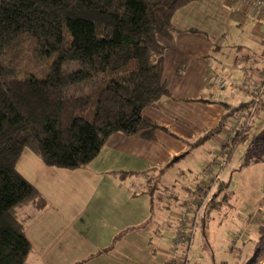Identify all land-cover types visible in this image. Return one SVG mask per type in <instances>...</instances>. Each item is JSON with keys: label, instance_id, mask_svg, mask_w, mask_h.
Here are the masks:
<instances>
[{"label": "crops", "instance_id": "0c3cea01", "mask_svg": "<svg viewBox=\"0 0 264 264\" xmlns=\"http://www.w3.org/2000/svg\"><path fill=\"white\" fill-rule=\"evenodd\" d=\"M172 23L174 38L164 41L167 50L163 73L170 96L145 108L144 114L174 135L158 130L156 138L148 140L116 132L87 166L77 169L49 166L30 148L23 149L17 170L45 202L41 209L38 201H32L18 210L32 245L26 264L173 263L178 215L192 206L195 188L185 187L181 199L174 197L168 202L153 185L154 174L159 175V181L171 175L173 169L179 174L182 170L177 163L224 131L226 121L236 116L222 99L227 96L234 100L237 91L242 95L252 93L242 81L252 76L251 67L256 62L250 44L264 48V18L236 0H196L178 8ZM243 51L247 59L240 58ZM227 62L238 67L235 81L219 66ZM217 74L226 79V84L213 81ZM227 85L230 91L225 92L222 88ZM242 115L237 116L232 129L225 131L222 148L240 131L238 142L247 137V132L241 130ZM216 128L213 134L207 133ZM233 157L231 152L222 169L223 189L213 188L215 201L200 217L189 264H264V204L257 207L255 201L249 210L252 213L247 214L230 203L235 194L230 183L239 167L226 171ZM223 206L230 207L233 217L237 213L242 216L240 226L244 222L248 225L235 238L234 247L230 239L235 230L219 233L215 222L207 219L210 214L215 218L221 215ZM256 217L263 218V222L250 225ZM203 254L208 258L201 259Z\"/></svg>", "mask_w": 264, "mask_h": 264}, {"label": "trees", "instance_id": "16d2710c", "mask_svg": "<svg viewBox=\"0 0 264 264\" xmlns=\"http://www.w3.org/2000/svg\"><path fill=\"white\" fill-rule=\"evenodd\" d=\"M193 1L0 0V264H26L32 245L18 210L32 201L45 206L17 170L25 147L49 166L77 169L116 132L148 140L158 130L173 134L144 109L170 96L164 41L174 38L176 10ZM30 57L37 72L26 68ZM210 185L198 184L193 196L222 188V179Z\"/></svg>", "mask_w": 264, "mask_h": 264}, {"label": "rangeland", "instance_id": "374dc122", "mask_svg": "<svg viewBox=\"0 0 264 264\" xmlns=\"http://www.w3.org/2000/svg\"><path fill=\"white\" fill-rule=\"evenodd\" d=\"M208 3V2H207ZM209 4V3H208ZM195 14V13H193ZM229 43V40H227ZM247 45V43H245ZM251 46V53L255 52L253 56L255 58V64L252 65L251 74H249V78L242 81L243 86L248 88L250 92L252 93H244L242 95V92L237 91L234 100L230 97L225 96L222 100L223 102H226L229 104L228 110L235 112V117L229 118L226 121L225 127H227L224 131L219 132L214 137L210 138L208 142H206L202 148H199L197 150H194L191 154L184 157L180 164L177 167H180L179 170H182L179 174L175 173L176 169H173L171 172V175H167L162 178V180H158L159 175L154 174V186H157L162 193L163 198H166L168 202H170V198L173 199L174 197L182 198L186 192L185 187L189 188H197V184H202L206 181H210L219 171V163H221L222 168L226 166L225 163H228L229 155L230 153H234V157L228 164V167H226V171H231V169L234 166H239L236 169V173H234L233 179H231L230 183V190L231 192H235L233 200H231V204L237 205L238 208H242L240 210H243L247 214L249 213V210L252 207V204L255 201H258L257 207H261L264 202V89L261 93V97L259 98V101L256 102L257 106L254 109V101L253 98L255 95L259 94V91L261 89L263 80H264V48H262L260 45L257 44H250ZM245 52L243 51L240 55V58L247 59L248 57L245 56ZM29 56V55H28ZM245 56V57H244ZM27 58V55H26ZM249 59L250 56H249ZM34 58L30 57V60L27 64V70L28 71H38L39 68L37 66H32L34 62ZM246 62H248L246 60ZM49 64V61L45 62L44 65L47 67ZM72 65V69L76 68L75 62H69V64H66L67 67ZM245 65H248L246 63ZM244 65V66H245ZM224 71H226L227 75H231L233 77V81L237 80V77L239 74L237 71V66H231L230 63L227 62V65H223L222 63L219 64ZM261 72L263 73V77H261ZM215 76V75H214ZM214 78V77H213ZM214 81V80H213ZM212 84V83H211ZM220 85V84H219ZM218 85V87H219ZM257 85V88L254 86ZM210 87H212L210 85ZM217 87V88H218ZM236 88H233L235 90ZM223 91L228 92L230 91V87L227 85L225 88H222ZM241 93V94H240ZM234 101V102H233ZM241 101L248 102L249 107L245 108L244 110L239 107V104H241ZM236 107V108H234ZM253 111L250 119H249V127L246 130L247 137L240 142L234 143L233 140L226 145L224 148H222L221 141L225 140L227 138V133L225 131L230 130L234 126V122H236L237 116L243 117L242 123H245L246 118H248V112ZM253 149L250 152L249 149ZM258 151H262L261 157L259 156ZM215 156V158H213ZM210 161V162H209ZM176 167V168H177ZM242 167V171L241 170ZM178 169V168H177ZM167 171L169 170L166 169ZM225 171V173H226ZM220 172V171H219ZM222 173V170H221ZM215 189V187H214ZM213 188L209 187L208 192L204 189H202L198 195H194V201L192 203L191 208V215H194V212L198 211V223L201 221V215L203 216V212H205V209L211 204L210 198L212 199L214 190ZM214 190V191H213ZM206 191V192H205ZM157 192H155V195L157 196ZM157 202L159 200H156ZM213 201V200H212ZM214 202V201H213ZM166 203V202H165ZM233 206V205H231ZM219 211V210H217ZM215 212V211H214ZM234 214L236 212H233ZM245 214V213H243ZM233 217L232 214H230V207L223 206L222 207V213L221 215H218L216 218L213 217L212 214L207 216V219L210 221L215 222V230H218L219 233L225 232L230 233V231H234L231 235L230 239V246H235V240L238 238L240 234L244 231V229L248 226L244 222L242 226H240V220L241 217L240 214H235ZM238 217V218H237ZM250 218V217H249ZM251 223V221H249ZM250 225H258L263 222V218L256 217V220H253ZM245 224V225H244ZM240 226V227H239ZM199 227H197L198 230ZM208 230L210 228L208 227ZM241 232V233H239ZM197 233V231H196ZM239 233V234H238ZM196 235V234H195ZM198 235V234H197ZM195 237V236H194ZM236 238V239H235ZM203 239L206 240L205 235H203ZM194 240V238H193ZM243 240V237L240 238V241ZM193 243V241H192ZM192 243L189 247V254H188V262L190 263L191 259V248ZM173 248V247H172ZM194 252L196 251V246L193 247ZM257 252V251H256ZM255 252V253H256ZM255 253H253L255 255ZM252 255V256H254ZM208 256L203 254L201 259H207Z\"/></svg>", "mask_w": 264, "mask_h": 264}, {"label": "built area", "instance_id": "2783aa9c", "mask_svg": "<svg viewBox=\"0 0 264 264\" xmlns=\"http://www.w3.org/2000/svg\"><path fill=\"white\" fill-rule=\"evenodd\" d=\"M241 5L246 7L254 8L263 18H264V0H236ZM262 76V74H260ZM214 82L223 86L226 84V79L222 77L220 74H217L214 77ZM264 89V83L261 86L260 91L262 92ZM221 180V176L217 173L210 181H207V185H210L212 182H217ZM212 188V187H211ZM198 211L194 212V215H191V208L186 207L179 215L178 220L179 224L176 229L174 240H173V258L174 261L172 264H187L188 262V254H189V247L193 241V238L196 234L197 227L199 224L197 217ZM204 214V212H203ZM188 245V246H187ZM180 252H184L185 260L182 258V261H178L175 259L178 257Z\"/></svg>", "mask_w": 264, "mask_h": 264}]
</instances>
